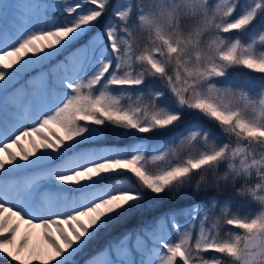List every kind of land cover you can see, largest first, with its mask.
Returning a JSON list of instances; mask_svg holds the SVG:
<instances>
[{"label":"snow or ice","instance_id":"1","mask_svg":"<svg viewBox=\"0 0 264 264\" xmlns=\"http://www.w3.org/2000/svg\"><path fill=\"white\" fill-rule=\"evenodd\" d=\"M0 264H264V0H0Z\"/></svg>","mask_w":264,"mask_h":264},{"label":"trees","instance_id":"2","mask_svg":"<svg viewBox=\"0 0 264 264\" xmlns=\"http://www.w3.org/2000/svg\"><path fill=\"white\" fill-rule=\"evenodd\" d=\"M235 71L240 72V71H244V70L237 69V70H235ZM135 224H136V221H132V222H130V223L127 225V227H129V228L134 227Z\"/></svg>","mask_w":264,"mask_h":264},{"label":"rangeland","instance_id":"3","mask_svg":"<svg viewBox=\"0 0 264 264\" xmlns=\"http://www.w3.org/2000/svg\"><path fill=\"white\" fill-rule=\"evenodd\" d=\"M186 119H188V118H186Z\"/></svg>","mask_w":264,"mask_h":264}]
</instances>
